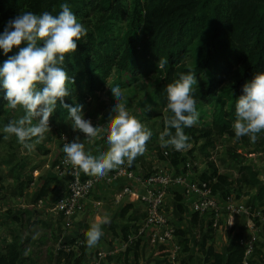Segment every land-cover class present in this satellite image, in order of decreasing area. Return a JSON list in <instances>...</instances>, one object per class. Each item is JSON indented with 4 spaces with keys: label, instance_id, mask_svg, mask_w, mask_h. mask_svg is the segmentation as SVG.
I'll list each match as a JSON object with an SVG mask.
<instances>
[{
    "label": "rangeland",
    "instance_id": "374dc122",
    "mask_svg": "<svg viewBox=\"0 0 264 264\" xmlns=\"http://www.w3.org/2000/svg\"><path fill=\"white\" fill-rule=\"evenodd\" d=\"M87 9L90 15L78 18L86 28L96 24L104 14L95 5ZM128 75L115 70L108 82L111 86H119L121 81L126 83L120 88L124 92L128 111L152 132L145 153L138 156L134 163L141 161L146 172L166 168L165 157L171 148H162L159 141V135L165 128L166 108L154 94L160 78L157 74L143 75L135 83L128 84ZM211 77L213 74L207 71L200 76V80ZM87 103L83 110L85 119H90L94 126L106 125L114 104L108 84L104 91L98 92L92 99L88 98ZM197 110L199 117L195 126L208 129L212 119L211 106L201 104ZM21 115V108H7L0 116V251H4L6 244L16 237L23 242L28 264H71L74 256L81 251L86 252V264H209L205 258L207 248L213 246L226 254L228 233L231 229L242 228L248 237L256 236L254 248L246 258L248 263L264 264V202L260 205L256 202L254 207L252 197L257 188L242 184L240 180V169L245 164L255 167L264 180V132L258 134L255 143L247 136L236 139L235 135L215 131L209 137L189 143L190 147L182 151L189 166L185 164L181 170L186 167L190 181L195 177L203 179V174L210 175L217 169L218 174L227 177L226 182L221 183L223 189L252 208L237 220V224L230 225L222 216L217 218L208 214L202 217L191 213L186 197L172 190L165 204L167 224L173 229L172 237L167 243H158L140 229V221L144 217L140 206L135 204L126 215H122L121 208L128 205V198L124 196L122 202L117 203L111 189L100 190V197L92 196V202L87 206L85 204V211L74 217H66L59 211L56 204L68 189L66 179L57 175V165L65 157L63 145L79 136L85 143V150L97 154L98 148L107 150L106 135L102 133L88 141L85 134L73 130L70 117L64 121H52L50 117V129L45 133L44 140L29 151L14 136L7 141L3 138V127ZM159 162H162L161 165H158ZM60 168H63L62 165ZM47 177H54V180L45 183ZM207 181L211 184L217 180ZM130 183L134 188L140 187L137 180ZM43 184L47 193L39 199ZM115 186L117 192L124 187ZM105 220L108 222L105 223ZM92 223L102 227L103 236L96 247L89 248L85 232ZM125 225L130 226L127 239L122 230ZM37 233L38 238L33 239Z\"/></svg>",
    "mask_w": 264,
    "mask_h": 264
},
{
    "label": "trees",
    "instance_id": "16d2710c",
    "mask_svg": "<svg viewBox=\"0 0 264 264\" xmlns=\"http://www.w3.org/2000/svg\"><path fill=\"white\" fill-rule=\"evenodd\" d=\"M63 3L69 4L77 18L90 15L87 8L91 9L92 5L104 11L96 24L86 28L87 34L78 41L77 50L65 58L62 67L68 73L70 95L63 103L73 107L83 105L84 110L87 99L104 91L109 77L117 70L129 74L128 84L143 75L157 74L160 81L154 94L166 108L167 84L178 79V73L192 71L198 81L193 86L196 108L201 104L210 105L212 119L208 129H198L195 125L185 128L188 143L209 137L213 131L235 135L232 124L236 100L243 94V85L254 74L264 72V0H0V34L7 22L21 11L37 14L48 11L58 15ZM25 46L26 42L20 47ZM18 51L19 48L14 47L6 56L0 49V66ZM160 58L167 60L162 70L158 68ZM207 71L213 77L200 80ZM125 84L121 81L119 87ZM4 95L0 84V116L7 110ZM68 117L67 109L58 101L51 120L64 121ZM165 158L177 170L186 164L185 153L173 148ZM131 167L141 171L136 163ZM240 170L242 184L257 188L252 197L254 207L256 202L263 204L264 180L259 171L251 164L242 165ZM202 178L210 182L216 178L217 181L209 183L215 192L233 194L223 189L221 183L226 182L227 177L218 174L217 169L210 175L203 174ZM50 180L54 177H47L45 183ZM46 193L43 184L39 198ZM131 206H124L122 215H126ZM129 227H122L125 239ZM243 237L242 228L231 229L226 254L209 246L205 252L207 262L245 264ZM27 258L23 242L16 237L0 251V264H28ZM86 261V252L81 251L70 263L86 264Z\"/></svg>",
    "mask_w": 264,
    "mask_h": 264
},
{
    "label": "clouds",
    "instance_id": "9594fccd",
    "mask_svg": "<svg viewBox=\"0 0 264 264\" xmlns=\"http://www.w3.org/2000/svg\"><path fill=\"white\" fill-rule=\"evenodd\" d=\"M60 8L58 15L48 11L40 14L21 11L7 22L0 34V49L4 55L7 56L14 47L19 48L16 55L9 56L0 66V84L7 101L5 106L23 110V115L3 127V138L7 141L14 136L23 148L34 150L49 131L50 117L60 101L68 111L74 131L85 134L88 141L104 133L107 142L106 151L98 148L97 154H93L85 150V143L77 136L63 145L64 163L87 175L104 178L125 162L131 167L136 158L145 153L152 132L128 111L122 89L118 85L111 86L109 82L114 104L106 125L94 126L90 119H85L83 105L73 107L63 103L70 91L67 87L68 73L62 65L66 56L77 50L78 41L87 34V29L68 3L61 4ZM24 42L27 46L20 47ZM166 64L167 60L160 58L158 68L162 70ZM197 83L196 75L188 71L178 73V79L167 84L165 128L159 135L162 148L183 151L190 147L189 136L184 129L194 126L199 117L193 96V86ZM242 92L236 100L232 128L236 139L247 136L255 143L258 134L264 132V72L254 74L243 85ZM102 236V227L92 223L85 232L87 246L96 247ZM36 238L38 233L33 236Z\"/></svg>",
    "mask_w": 264,
    "mask_h": 264
},
{
    "label": "built area",
    "instance_id": "2783aa9c",
    "mask_svg": "<svg viewBox=\"0 0 264 264\" xmlns=\"http://www.w3.org/2000/svg\"><path fill=\"white\" fill-rule=\"evenodd\" d=\"M64 160L65 157L57 165V175L66 179L68 189L56 204L59 211L63 212L66 217H74L83 212L88 195L100 182L111 185L124 180H137L140 185L139 190L136 191L138 206L144 213L140 221V229L146 232L153 242L167 243L172 237L173 229L167 224L165 211L166 194L169 189L177 190L185 197L187 195L191 213H197L202 217L213 214L211 217L218 218L228 215L234 218L247 211L250 212L251 209L233 194L223 195L221 191L215 192L209 182L201 178L195 177L190 181V173L185 170L189 163L183 170H177L171 164L153 172H138L125 162L111 170L104 178H97L83 173L71 164H65ZM61 165L63 168H60ZM180 188L182 191L179 190ZM255 242L256 236L242 238V243L246 247L245 264H249L246 258L252 252Z\"/></svg>",
    "mask_w": 264,
    "mask_h": 264
},
{
    "label": "crops",
    "instance_id": "0c3cea01",
    "mask_svg": "<svg viewBox=\"0 0 264 264\" xmlns=\"http://www.w3.org/2000/svg\"><path fill=\"white\" fill-rule=\"evenodd\" d=\"M159 102V101H158ZM160 103V102H159ZM161 163L162 162H159V164L158 165H161ZM164 163V162H163ZM166 164H168V166H170L171 165V163H170V161L169 160H167L166 161ZM136 165H137V167L141 170L140 172H145L146 171V168H145V166H143L142 165V162L141 161H138L137 163H136ZM115 185H123L124 187H122V189H121V191H119V192H117L116 191V186ZM139 186H137L136 188H134L133 187V184H131L130 183V181H126V180H124V181H121V182H119V183H116V184H111V185H106V184H104V183H102V182H100V183H98L97 185H96V187L91 191V193L88 195V197H87V199H86V202H85V204H86V206H87V204H89L90 202H92V196H96V197H100V190H103V189H111V192L113 193V194H115V196H116V198H117V203H121L122 202V197H127L128 198V200L126 201V202H128V204H131L132 206L133 205H135V204H137L138 205V200H137V192L136 191H138L139 190ZM179 190H181L182 191V188H180ZM172 192V189H169L168 190V193L166 194V202H168L167 200H168V198H169V195H170V193ZM46 195H44V196H42L41 198H39V199H42L43 197H45ZM186 199H187V202H188V205H189V197H187V195H186ZM187 205V206H188ZM86 206H85V209H86ZM123 208V207H122ZM121 208V209H122ZM85 209H84V211H85ZM83 211V212H84ZM83 212H81V213H83ZM244 213L243 214H241V215H237V216H235L234 218H230L228 215H222V218L223 217H225L226 219H227V221H228V223L230 224V225H233V224H237L236 222H237V220L239 221V219L240 218H243L244 217ZM252 234H256V232H252ZM244 236H246V237H248L247 235H245L244 234Z\"/></svg>",
    "mask_w": 264,
    "mask_h": 264
}]
</instances>
